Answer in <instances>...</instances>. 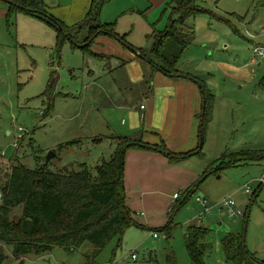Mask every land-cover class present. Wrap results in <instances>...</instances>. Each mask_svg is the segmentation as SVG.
Masks as SVG:
<instances>
[{
    "label": "rangeland",
    "instance_id": "374dc122",
    "mask_svg": "<svg viewBox=\"0 0 264 264\" xmlns=\"http://www.w3.org/2000/svg\"><path fill=\"white\" fill-rule=\"evenodd\" d=\"M199 5L202 11L190 17L184 27L188 47L179 61L181 71L199 76L214 95L203 154L188 161L207 170L199 189L178 211L167 214L164 224H151L149 229L129 227L121 240L115 237L97 254L88 242L72 251L56 246L41 255H26L24 264H168V257L176 258L178 264H193L185 243L190 224L210 229L212 248L203 264H231L226 262L221 245L228 232H245L247 249L264 259V185L259 188L264 160L246 158L235 166L229 164L228 156L246 149L264 150V55L251 62L254 50L264 48V0H199ZM128 30V41H145L139 23L134 22ZM104 40L115 42L122 52L130 50L110 37L91 47L108 55L106 58L73 47L67 39L58 45L54 27L14 7L10 10L9 3L0 0V177H7L15 158L32 169L42 166L50 150L56 152L48 166L51 170L82 162L94 168L109 159L116 143L107 138L110 126L126 119L118 109L110 118L114 101L121 98L127 107H135L143 98L135 89L151 87L153 76L150 69L147 86L125 82L121 89L119 81L128 69L119 67V56H111L116 50L114 43ZM145 50H150V44ZM139 59L146 70L148 61ZM50 107L52 113L45 116ZM72 140L78 142L66 145ZM245 185L250 187L249 193ZM200 192L211 208L210 216L202 221L199 216L205 207L196 201ZM177 194L180 198L175 204L183 198V191ZM229 197L246 212L247 225L245 217L219 213L220 203ZM21 212V207H16L11 217L18 218ZM170 221L172 236L168 238L163 227ZM0 247L11 255L9 247ZM132 253L138 258L133 259ZM9 264L17 261L11 259Z\"/></svg>",
    "mask_w": 264,
    "mask_h": 264
},
{
    "label": "trees",
    "instance_id": "16d2710c",
    "mask_svg": "<svg viewBox=\"0 0 264 264\" xmlns=\"http://www.w3.org/2000/svg\"><path fill=\"white\" fill-rule=\"evenodd\" d=\"M5 1L9 3L10 10L14 7L54 27L57 31L58 45L66 39L73 47L89 42L82 49L90 50L94 39L101 34L111 35L121 42L124 41V37L114 31L112 23H104L100 19L102 6L108 0H92L86 16L72 26L66 25L50 14L46 0ZM167 7L170 8L172 15L177 17L171 19L162 33L154 34V42L150 50L139 49V51L152 67L166 74H172L178 71L177 63L188 47V33L184 28L186 22L190 17L201 12L202 7L199 5V0H169ZM146 52L150 55L148 56ZM200 88L204 95L205 107L202 112L200 146L197 152L177 154L164 144H149L140 138L115 135L107 136L112 141H116L109 159H103L94 168H90L87 163H80L76 167L51 170L48 167L49 161L32 169L15 158L16 164L9 167L7 177H0V190L3 193L0 204V246L11 249L10 255L0 247V264H9L11 259L16 260L17 264H24V258L28 254L41 255L56 246L72 251L87 242L93 246V254H97L115 237L121 240L125 231L136 225L134 213L126 203L124 187L126 151L130 148L159 151L172 163L194 153L202 155L204 132L207 122L211 119L213 99L205 85H200ZM51 113L52 107L44 111L45 116ZM102 140L103 138L96 139V141ZM77 142L72 140L66 145ZM228 156H230L229 164L236 166L237 161L246 158L264 160V150L246 149ZM198 183L199 181L186 188L183 198L174 204L171 213L186 204L190 196L197 191ZM16 207H21V216L12 218L11 213ZM245 218H248L247 214ZM247 221L248 219L245 225ZM171 223L172 221L163 227L168 238L172 236ZM209 235L208 227L199 224H190L187 227L185 243L193 264L204 263L206 254L212 248L208 242ZM221 245L227 263L264 264L263 260H259L247 249L245 232L227 233L222 238ZM167 262L178 264L176 258L174 260L168 257Z\"/></svg>",
    "mask_w": 264,
    "mask_h": 264
},
{
    "label": "crops",
    "instance_id": "0c3cea01",
    "mask_svg": "<svg viewBox=\"0 0 264 264\" xmlns=\"http://www.w3.org/2000/svg\"><path fill=\"white\" fill-rule=\"evenodd\" d=\"M168 1L108 0L102 6L101 21L112 23L114 31L119 36L124 37L123 42H126L127 47L130 49L122 52L115 42L104 40L110 44L114 43L116 50L110 52L111 56H119L118 59L122 62L119 67L123 66V68L127 67L128 69L127 76L119 81V84L122 85L121 89L124 90L125 82H128V84L141 83L147 86L150 69L153 76L152 88L139 86L135 89L143 97L135 107H127L124 105L126 102L123 103L121 98L119 101H114V105L110 109V118H114L112 114L116 113L118 109L120 114L126 116V119L123 118L120 123L117 122V125L110 126L109 136L119 135L140 138L149 144H164L174 153L185 154L193 151L197 152L200 146V124L204 109V95L200 85L205 84L198 79L199 76L194 75L192 72L185 73L181 71L179 69L180 60L177 63L178 71L166 74L152 67L149 62L146 64L150 66L145 70L139 59L143 58L139 49L144 50L148 44L151 48L154 42V34L162 33L168 27L171 19L177 17L172 15L170 8L167 7ZM91 3L92 0H58V3L49 4L46 2V5L50 14L66 25L72 26L86 16ZM133 16H135V19H133ZM122 17L126 18L122 20ZM134 22L140 24L141 30L143 29L145 34V41L142 44H139L141 43V40L138 39L140 37H137V41L132 39L128 41L125 37L130 33L128 28H131ZM103 37H110L114 41L117 40L116 42L120 41L111 35H98L90 46L89 54L101 58L108 56L103 52L91 50L92 45L101 41ZM151 40H153L152 43H150ZM90 41L92 40L90 39ZM86 43L89 44V42ZM82 45H79V47L82 48ZM130 46H133V48ZM146 53L148 56L150 55L148 52ZM221 66L232 69L237 68V66L230 63H221ZM179 73L181 74L178 75ZM205 87L207 88L206 85ZM208 93L212 96L214 102V95L211 92ZM141 104H145L144 109L140 108ZM191 156L195 158L199 155L194 153L176 163H172L168 157L159 151L140 148H130L126 151L124 166L126 203L134 213L136 222V225L131 227L149 229L151 224H164L167 214L169 215L172 212L171 208L174 206L175 201L180 198L179 195L174 198V194L178 190L184 192L186 188L197 181L202 182L200 179L207 170L199 167L195 168L192 162H188L193 159ZM199 183L196 190L199 189ZM260 187L262 185H259ZM259 260L264 261L260 258Z\"/></svg>",
    "mask_w": 264,
    "mask_h": 264
},
{
    "label": "built area",
    "instance_id": "2783aa9c",
    "mask_svg": "<svg viewBox=\"0 0 264 264\" xmlns=\"http://www.w3.org/2000/svg\"><path fill=\"white\" fill-rule=\"evenodd\" d=\"M254 57L252 59V62L255 63L258 59L259 56H262L264 55V48L262 49H255L254 50ZM140 108L141 109H144L145 108V104H141L140 105ZM17 146V145H16ZM4 154V153H3ZM2 154V155H3ZM259 185H264V176L259 180ZM245 192L249 193L250 192V187L249 186H246L245 185ZM178 197V194H174V198H177ZM2 199H3V193L2 191L0 190V204L2 202ZM196 201L199 202L200 204H202L204 207H205V210L204 212H202L199 216V220L202 221L203 218L205 216H210L211 214V208L207 206L208 204V201L207 199L205 198V196H196ZM224 210V211H222ZM218 211L222 214V213H225L226 215H228L229 217H245L246 215V212H244L243 210H240L237 208V203L236 201L229 197V198H225L221 203H220V206L218 207ZM154 237H157L158 235L156 233L153 234ZM131 257L133 259H137V255L135 253H132L131 254Z\"/></svg>",
    "mask_w": 264,
    "mask_h": 264
},
{
    "label": "water",
    "instance_id": "95a60500",
    "mask_svg": "<svg viewBox=\"0 0 264 264\" xmlns=\"http://www.w3.org/2000/svg\"><path fill=\"white\" fill-rule=\"evenodd\" d=\"M88 43H85L82 45L83 46H86ZM204 107H205V100H204ZM56 156V152L53 151V150H50L47 155H46V158H45V161L46 163H49V161L54 157ZM200 196H204V194L202 192L199 193Z\"/></svg>",
    "mask_w": 264,
    "mask_h": 264
}]
</instances>
